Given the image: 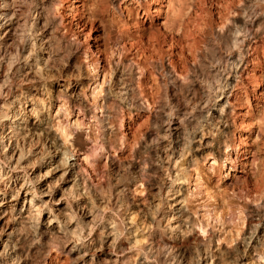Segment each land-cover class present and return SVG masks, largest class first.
Listing matches in <instances>:
<instances>
[{
	"label": "bare ground",
	"instance_id": "6f19581e",
	"mask_svg": "<svg viewBox=\"0 0 264 264\" xmlns=\"http://www.w3.org/2000/svg\"><path fill=\"white\" fill-rule=\"evenodd\" d=\"M172 1L169 36L119 32L110 55L82 39L87 20L65 22L63 0H0V264H264V177L236 173L256 158L229 135L235 115L251 129L235 107L263 80L264 0L197 36ZM132 2L149 19L162 4L109 5ZM208 158L219 180L233 172L232 196L191 211L184 187L203 185ZM107 207L123 213L95 231Z\"/></svg>",
	"mask_w": 264,
	"mask_h": 264
},
{
	"label": "rangeland",
	"instance_id": "374dc122",
	"mask_svg": "<svg viewBox=\"0 0 264 264\" xmlns=\"http://www.w3.org/2000/svg\"><path fill=\"white\" fill-rule=\"evenodd\" d=\"M94 1L97 2L96 3L97 5L93 4V3H95ZM98 1H96V0H84V1L83 0H63L62 4L58 7V10H59V12L64 13V18L66 20L65 22H68L70 19H73L74 21H78L80 17L89 22L88 26L84 29L83 34L81 35L82 39H85L86 34H88V32H90L88 34V37L86 38L85 42L86 43L87 42L93 43V42L97 41L99 46H100V49H101L100 53L108 50L109 54L111 55L113 43L115 42V39L118 37L119 32H126V33L135 32V30H136V28H138V26L145 28L144 31L146 32V36H148L150 33L153 32L152 35H154V36H151V34H150L149 37H155V36L164 37L165 34H166V36L170 35V27H168L169 24L165 25V21H166V23H168L167 20L169 21L173 17L172 10H171V12H167L168 0H162V4H160L157 7V8H159V10L157 12L152 11L153 14H151V16L153 17L152 18L153 20L149 19L150 17L147 18V15H145L146 14L145 11L147 12V8H143L139 5H137V4H135V2L128 4V7L125 8L124 13L119 14V12L116 9H113V7L111 8V5H109L110 0H106V1L105 0H98ZM107 1H108V4H107ZM82 2H83V6L81 5ZM84 2L86 3V5ZM159 2H160V0H159ZM159 2H158V0H150V1L144 0V6L147 5L148 8L150 6L153 8L155 3H159ZM163 2H164V4H163ZM234 2L237 3L238 0H183V2H182L183 7L181 6L182 9H180L181 8L180 7L181 1L179 2V0H173L172 4H170V8L173 7L172 9L175 8V10H177V11L180 10L181 14H184L185 15L184 17L186 19L188 18L187 19V21H188L187 27L190 26L189 30H192L191 32L193 34H196V36H197V35H199V33H201L202 30L206 31L207 26L205 25L204 22L205 21L207 22L209 19H210V22H212L213 27L215 29L217 27V22L220 19H223L226 17L237 18V15L233 14L228 7L230 4L232 6V4H234ZM78 4H79L78 7H73L74 5L77 6ZM94 5H95V7H94ZM171 5H172V7H171ZM100 8H102V9H100ZM113 12H114V15H113ZM137 15H138L137 20L139 21L138 23H137V20H135V21L132 20ZM202 19H203V21L205 19L206 20L204 22H202ZM189 21L190 22L192 21V22L190 23ZM127 22H129V23H127ZM139 23H141V24H139ZM91 24L93 25V28L90 30ZM163 24H164V26H163ZM150 26H152V27H150ZM62 31H64V30H62ZM155 33H156V35H155ZM158 33L160 35H158ZM176 36L179 37L180 41L184 42V40H186V38L184 36H182V34L180 35V33H179V35L176 34ZM163 48L167 51V49L169 48V42H164ZM173 50H174V54H175L179 50L178 46L177 45L173 46ZM260 52H261L260 57H258L259 62L264 61V55H261L262 49ZM175 56H177V55L175 54ZM86 58L87 57H85V56H81L80 59H78V60L75 59V62L76 63L78 62L77 64H84L85 63L84 60H86ZM257 64L259 65V68H260L258 70H261V71H259L260 73L259 72L258 73L261 74V78L263 79L262 83H261V87H259L255 93L252 90V88L254 86H251V84L246 85L245 88H247L249 91V93H248L249 100L248 99L246 100V93L242 92L241 97H244V100H246V103H243V104L235 107L236 111L241 110L243 113H246L248 111L247 117L252 119V124L250 127L251 129L249 130V128L245 127L244 126L245 123L240 124L241 118H239L238 116L235 115V116H233L235 121L231 122V126H230L231 132L229 131V135H231L230 137H232V139L235 141L236 145L240 141L239 140L240 138L245 139L246 140L245 146L247 149L246 152L248 153V156H250V158H251L250 160H252L253 156L256 158V163H254L253 165L248 163L246 168L243 171H237L236 172L240 176L243 174L247 175L248 180L250 179L249 181L252 184L255 183L258 179L264 177V63H262V65H260L261 63H257ZM248 67L251 68V64H249ZM66 69L67 70L64 71L66 74H69L72 70L69 67H67ZM64 72L62 74L66 75V74H64ZM61 77H59L58 79H60ZM99 81H102L101 75L99 77ZM252 84H255V83H252ZM245 88H244V90H245ZM86 91L88 92L89 97H91V100H92V96L90 94V88H87ZM3 95H4V97L6 96L5 94H3ZM162 95H163V93H162ZM159 98H160V100L161 99L163 100L162 96H160ZM162 100L160 101L161 103L163 102ZM158 106H159V104H158ZM55 113H56V109L54 108V110H53L54 116H55ZM70 119L73 122L74 121L73 119H75V117H71ZM143 119H145V117H143L141 119V121ZM86 121H88V119H86ZM144 121H145V126L143 128L145 130H147V127L151 126L150 125L151 121H148V122H147V120H144ZM232 152L234 153L235 150L232 149ZM201 162L199 163V168L201 169V173H203L202 174L203 185L198 186L200 189L198 187H196L195 182H197V181L195 180L196 178L194 179V177H197V174H196L190 178L191 181L189 182L187 187L186 186L184 187L186 193L190 189L188 191V194L190 195V196H188L189 197L188 202L189 203L191 202V203L190 204L188 203V205H190L189 207L193 208V209L190 208L191 211L199 210L201 208V206L203 207V205H205V203L206 204L212 203L214 201V198H217L218 201H222L221 197H223L222 199L225 200L226 198H230V196H232V194L230 192L231 189H230V191H229V189H227V188H229V184L227 182H229L228 180L232 179L233 172L230 173V175L228 177L222 178L221 180H219L218 177L216 176V172L212 171L211 169L208 168L209 164L212 162V158H208L207 161H205V162L201 161ZM250 163H251V161H250ZM246 171H248V172H246ZM240 180H243V179L241 178ZM243 182H245V180H243ZM241 183H242V181H241ZM138 186H140V187H138L139 190L142 189V187H143V185L141 186V184H139ZM197 188L200 191L197 190ZM132 189H134V188H132ZM227 191H229V192H227ZM127 192L130 193V191H127ZM227 193H230V194H227ZM216 194L218 195V197ZM60 195H61V192H58L57 197H59ZM138 195H140V194H137L136 196H138ZM209 195L211 196V199H210ZM212 198H213V200H212ZM202 202H204V203L202 204ZM198 204H201V205H198ZM107 208H108V210H106V208H105L102 212L103 213L101 215L102 217H99L98 221L96 222L95 231L106 222V219H108L109 216L115 215L117 217H120V215L123 213L122 211H120L118 213V211L116 209L111 210V207H107ZM195 208H198V209H195ZM123 235H125V233ZM121 237H123V236H121ZM65 256L66 255L64 253L59 254L60 263H62L64 261L63 264H68L66 262V259H64Z\"/></svg>",
	"mask_w": 264,
	"mask_h": 264
}]
</instances>
